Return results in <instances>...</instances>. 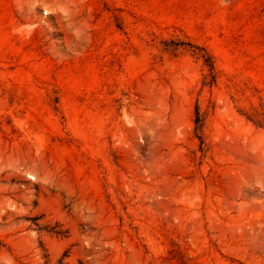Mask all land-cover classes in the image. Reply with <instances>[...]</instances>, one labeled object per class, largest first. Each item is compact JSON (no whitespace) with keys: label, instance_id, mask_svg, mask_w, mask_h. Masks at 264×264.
<instances>
[{"label":"rangeland","instance_id":"374dc122","mask_svg":"<svg viewBox=\"0 0 264 264\" xmlns=\"http://www.w3.org/2000/svg\"><path fill=\"white\" fill-rule=\"evenodd\" d=\"M0 264H264V0H0Z\"/></svg>","mask_w":264,"mask_h":264}]
</instances>
